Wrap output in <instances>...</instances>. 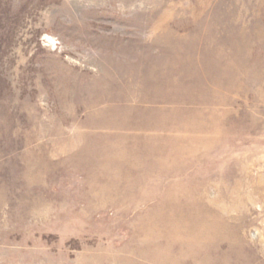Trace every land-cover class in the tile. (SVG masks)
Listing matches in <instances>:
<instances>
[{"label":"rangeland","instance_id":"1","mask_svg":"<svg viewBox=\"0 0 264 264\" xmlns=\"http://www.w3.org/2000/svg\"><path fill=\"white\" fill-rule=\"evenodd\" d=\"M0 264H264V0H0Z\"/></svg>","mask_w":264,"mask_h":264}]
</instances>
